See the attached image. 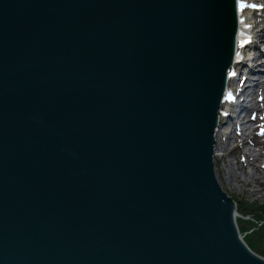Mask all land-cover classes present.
<instances>
[{"label": "water", "instance_id": "water-1", "mask_svg": "<svg viewBox=\"0 0 264 264\" xmlns=\"http://www.w3.org/2000/svg\"><path fill=\"white\" fill-rule=\"evenodd\" d=\"M236 15L0 0V264H264L213 174Z\"/></svg>", "mask_w": 264, "mask_h": 264}, {"label": "bare ground", "instance_id": "bare-ground-1", "mask_svg": "<svg viewBox=\"0 0 264 264\" xmlns=\"http://www.w3.org/2000/svg\"><path fill=\"white\" fill-rule=\"evenodd\" d=\"M235 1L237 14V32L235 33V54L225 82L224 93L220 100V107L219 111L217 112V118L219 123L214 134V139L216 143L214 144L213 148V174L214 178L219 183V185L220 180L218 177L217 169H215V160L219 158L218 152L224 153L226 151V149L230 145L228 143H239V140H237V136L243 142L242 144H237L231 154H234L235 152L240 151L241 149L246 150L247 147H253L254 150H252V152L255 153L253 154L251 153V151H246L244 153L245 156L243 155V161L240 159V161L238 162V165H241V170L243 169L244 163H247V166L250 167L253 171L257 172L258 174L262 171L261 174L264 175V165H259V160L264 159V153H261L262 148H260L261 146L263 147V144L256 143L254 138L251 137L253 136V132L249 131L250 121H247L245 119L246 115H250L251 113H253L251 108L245 105L247 104L246 97L250 94V99L251 96L257 99L258 92L264 90V0ZM240 4L245 5V7L240 8ZM248 5H255V7H249ZM252 14L253 17L249 18V15ZM249 23H251L252 25ZM238 68L243 70L242 78L240 77L241 72H238L237 75H234V71L238 70ZM258 78L263 79L261 84H256ZM240 100H242V103L245 104H242L239 107ZM237 101L239 102L238 106H236ZM259 103L263 106L262 110L257 112L258 114L264 112V96L259 99ZM225 111L228 112V114H226ZM228 122L232 123L230 126H233L232 132L234 137L232 138L227 136V132L224 133L223 135H226V137L222 139V142H224V145L226 147L223 146L220 148L219 146L221 144L219 143V137L223 136L220 132L222 128L229 126ZM247 131H249V133ZM225 158L226 156L222 155L221 158L218 159V161L224 164ZM230 179L231 177L227 174L226 181L228 186H230ZM255 192L256 191L254 190L252 191V193ZM240 202L243 203L245 201L242 200ZM234 205L236 213L234 224L236 233L240 237L239 240L245 243L251 254L262 257L264 260L263 256L252 251L251 248L248 247V244L245 242V239L253 234V230L259 228L260 226L256 225L255 227H249L244 224L240 225L238 223V220H240L239 218H241V216L250 217L251 215L249 214L246 207L243 208V211H238L237 203L235 202ZM240 222L245 223V221L243 220H241Z\"/></svg>", "mask_w": 264, "mask_h": 264}, {"label": "rangeland", "instance_id": "rangeland-1", "mask_svg": "<svg viewBox=\"0 0 264 264\" xmlns=\"http://www.w3.org/2000/svg\"><path fill=\"white\" fill-rule=\"evenodd\" d=\"M253 17L252 15H249V18ZM243 72V71H242ZM241 72V74H242ZM237 74V70L235 72ZM242 78V77H241ZM263 80V79H261ZM261 93V92H260ZM260 93L258 94V97L256 101L253 98L252 100L254 101L253 104V110H255V113L250 115H246V120L249 121L250 119L253 120L249 124L250 129H254L253 131V137L256 143L263 144L264 147V112L263 113H257L258 110H262V106L260 103L257 107L256 102L261 99ZM252 104V102H251ZM256 107V109H255ZM264 108V107H263ZM258 109V110H257ZM249 118V119H247ZM226 121V120H224ZM232 123L228 122L227 127L221 129V135L224 134V131L227 132V136L229 137H234L233 135V126H230ZM226 135L220 136L219 137V143L221 144L219 147H223L224 142H222L223 138H225ZM237 140H239V143H228L230 144L226 151L224 153L218 152L219 158H221L222 155L226 156L224 164L218 161V159L215 160V169H217L218 177L220 180V185L221 188L224 190V192L228 195L229 198L232 199V201L235 203L240 202V201H245L249 204H252L251 202H255L258 204V206H261L264 208V175L261 174V172L258 174L257 172L253 171L250 167L247 166V163H244L243 169L241 170V165H238V162L240 159L243 161L244 153L246 151H251L254 150V148H248L246 150H240L235 152L234 154H231L233 152V149L237 144H242V140L237 136ZM226 147V146H225ZM262 146V152L264 153V148ZM250 149V150H249ZM259 149V148H255ZM255 154V153H253ZM245 156V155H244ZM259 165H264V159L259 160ZM221 170V171H219ZM221 172V173H219ZM227 174L231 177L230 179V186L227 185ZM256 191L255 193H252V191ZM244 203V202H243ZM242 204V203H241ZM238 211H243L238 209ZM238 223L240 224V221L243 220L245 221V224H247L248 221H252V223H255L253 220L252 216L250 217H245L241 216L239 218ZM250 237V236H249ZM248 238L245 239L247 241ZM262 250L264 251V243L262 244Z\"/></svg>", "mask_w": 264, "mask_h": 264}, {"label": "trees", "instance_id": "trees-1", "mask_svg": "<svg viewBox=\"0 0 264 264\" xmlns=\"http://www.w3.org/2000/svg\"><path fill=\"white\" fill-rule=\"evenodd\" d=\"M237 206L240 210H243V208L246 207L249 214L255 221V223H252V221H248L247 224L240 222V225L244 224L249 227H255L256 225L260 226L259 228L253 230V234L250 235V237H247L248 239L245 242L248 244V247L251 248L252 251L264 257V251L262 250V244L264 243V208L258 206L257 203L249 204L247 202H244L242 204L241 202H237Z\"/></svg>", "mask_w": 264, "mask_h": 264}, {"label": "snow or ice", "instance_id": "snow-or-ice-1", "mask_svg": "<svg viewBox=\"0 0 264 264\" xmlns=\"http://www.w3.org/2000/svg\"><path fill=\"white\" fill-rule=\"evenodd\" d=\"M248 6H249V7H255V5H248ZM239 7H240V8H243V7H245V5L240 4Z\"/></svg>", "mask_w": 264, "mask_h": 264}]
</instances>
